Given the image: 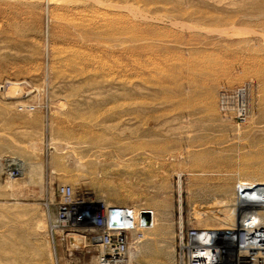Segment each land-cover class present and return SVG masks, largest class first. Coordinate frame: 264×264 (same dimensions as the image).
<instances>
[{"label": "rangeland", "instance_id": "374dc122", "mask_svg": "<svg viewBox=\"0 0 264 264\" xmlns=\"http://www.w3.org/2000/svg\"><path fill=\"white\" fill-rule=\"evenodd\" d=\"M137 33L148 37L147 69L133 59ZM136 74L150 87L123 98V87L142 84ZM116 113L169 122L127 132L120 145L105 126ZM3 158L23 173L6 175ZM246 179L264 180V0H0L9 264L94 263L92 252L53 245L48 214L57 208L45 203L58 199L59 184L153 208L129 264H177L181 227H216L201 214L224 199L225 184L230 198Z\"/></svg>", "mask_w": 264, "mask_h": 264}, {"label": "built area", "instance_id": "2783aa9c", "mask_svg": "<svg viewBox=\"0 0 264 264\" xmlns=\"http://www.w3.org/2000/svg\"><path fill=\"white\" fill-rule=\"evenodd\" d=\"M18 173L17 168L5 171L9 176ZM58 195L45 203L48 210L51 205L57 208L54 215L48 214L53 245L62 242L69 255L77 250L85 256L92 252L93 264H129L131 239L142 240L153 226V213L147 208L95 200L88 190L68 183L58 185ZM235 202L239 219L234 227H181L177 264H264V184L238 182ZM73 235L83 237L82 247L70 242Z\"/></svg>", "mask_w": 264, "mask_h": 264}, {"label": "bare ground", "instance_id": "6f19581e", "mask_svg": "<svg viewBox=\"0 0 264 264\" xmlns=\"http://www.w3.org/2000/svg\"><path fill=\"white\" fill-rule=\"evenodd\" d=\"M137 34L135 36H133V39H132L134 47H135L136 52H137L136 55L133 53L136 56V57L134 56L133 59H134V61H136L135 64H137L138 66L142 67L143 69H147V68H145L147 66L146 65L147 63L145 62L146 60L144 59L145 61H142L140 58H141V55L143 53H147V51H148V46L145 45V42H143V41H146L148 39V37L145 36L142 33H137ZM147 71H144V72L147 73ZM136 76L139 77L138 79H141L139 81L142 84H136V85H140L138 88H136L135 86H132V87H130V86L126 87L125 86V87H123L121 89L122 90L121 95L123 96V98H127L129 95L131 96L132 92L135 91L136 89H140V88L141 89L142 88H146L147 89V88L150 87V84H149L150 83V79H149L148 76H142L141 78H140V76L138 74H136ZM132 79L130 78L129 80L125 81V83H132L133 82ZM240 91L243 93L244 92V88H240ZM241 92H240V94H241ZM241 100H243V99H241ZM244 104H243V101H242V105H244ZM118 107H119V105H118ZM122 107L123 106H121V109H122ZM166 116L167 115H165V114L158 115V116H153V115L149 116L148 114H144L143 116L137 117V116H124L123 114L116 113L114 117L110 116L109 118H107L108 121H105L107 119H104V121L106 123H108V124H105L106 127L115 128L116 129L118 139H120L117 142L120 145H122L121 144V140L123 138L127 137V136H125L127 132L128 133H131V132L133 133L135 131H138V129L142 128V127L143 128H147L149 130L152 129V128H155L156 126L153 125V121H155V120L156 121L157 120H161L162 121L161 125L164 124V123L166 124L167 122H169V118H166ZM103 127H104V125H103ZM131 144L132 143H130L129 145H131ZM123 146H121L119 149H122ZM127 147H129V146H127ZM3 163L4 164L6 163L12 169H16L17 168L20 172L23 173L24 168H23V166L20 165V163L18 161L12 160L10 158L9 159L8 158H3V161H2L1 164L3 165ZM243 181L251 182V183L264 184V180H261L259 182V181H252V180L246 179V180H243ZM221 193L223 194V196H224L223 198L224 199H222L221 202L217 203L216 206L212 210H210V212H207L205 214H201V216H200L202 218L203 223H205V224L210 223L211 225L216 226V227H210V228H213V229H224V228L234 227L236 225L238 219H239V212L237 211V208H236L235 195L232 196V197L230 196V198H229V195L231 193H233V188H231V186L229 184H225L222 187V189H221ZM234 193H235V189H234ZM110 194H114L115 196H117V197H119L121 199H125L126 201L130 200V199H134L133 193L129 192V191L114 190V191L110 192ZM95 196H97V195H95ZM104 199L107 200V198H105V197H98L97 198V200H104ZM112 204L119 205V206H123V205L126 204L125 206H127L129 203H123V204L112 203ZM143 208L150 209L152 211V213H155V210L153 208H151V207H143ZM262 221L264 223V210L262 212ZM130 235H131V237L135 236V234H133L132 231L130 232ZM71 240H73V245H77L78 247H82L83 246L84 239L80 235L77 236V237L73 235L72 237H70V242H71ZM70 245H72V243H70Z\"/></svg>", "mask_w": 264, "mask_h": 264}, {"label": "crops", "instance_id": "0c3cea01", "mask_svg": "<svg viewBox=\"0 0 264 264\" xmlns=\"http://www.w3.org/2000/svg\"><path fill=\"white\" fill-rule=\"evenodd\" d=\"M8 208H2L0 217V264H9L10 260V222L5 219L4 213H8Z\"/></svg>", "mask_w": 264, "mask_h": 264}]
</instances>
